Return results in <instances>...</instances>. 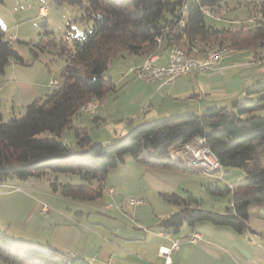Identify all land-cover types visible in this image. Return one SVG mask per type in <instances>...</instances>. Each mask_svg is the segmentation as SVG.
I'll use <instances>...</instances> for the list:
<instances>
[{"label": "trees", "instance_id": "trees-1", "mask_svg": "<svg viewBox=\"0 0 264 264\" xmlns=\"http://www.w3.org/2000/svg\"><path fill=\"white\" fill-rule=\"evenodd\" d=\"M40 8L64 3L78 5L80 18L92 25L70 37L57 39L45 27L38 42L31 43L34 58L49 48L66 57L64 81L44 97L26 106L22 115L5 119L0 111V184L11 177H49L54 192L67 198L92 201L104 193L112 169L128 158L147 167L201 171L171 159V153L192 144L207 146L225 168H243L245 175L225 187L209 185L216 195L230 196L224 213L201 207L191 193L161 192L162 198L179 206L178 212L161 219L160 226L179 233L186 223L226 225L238 232L249 227L250 205L264 202V84L233 103V109L213 106L202 114H185L140 124L110 142L91 144L86 126H73L74 118L92 101H101L114 88L107 73L119 54L157 53L162 45L180 47L189 55L212 49H253L255 60H264L257 49L264 47V0L248 5L254 23L240 28L216 27L205 21L208 8L214 15L222 0H39ZM249 2V1H245ZM187 4L184 10L183 6ZM44 36V37H43ZM161 38V42H158ZM211 50V49H210ZM24 63L12 38L0 23V75L11 62ZM74 128L76 145L61 139ZM199 136L204 143H198ZM69 175H71L69 177ZM74 175L82 182L75 183ZM97 182V183H96ZM0 263L3 264H92L81 255L61 251L32 240L17 239L0 228Z\"/></svg>", "mask_w": 264, "mask_h": 264}, {"label": "crops", "instance_id": "crops-1", "mask_svg": "<svg viewBox=\"0 0 264 264\" xmlns=\"http://www.w3.org/2000/svg\"><path fill=\"white\" fill-rule=\"evenodd\" d=\"M47 12V8H40V14ZM171 48L161 46L157 64L169 61ZM209 50L196 56L203 59ZM148 56L124 53L114 57L108 67L114 82L113 90L101 101H93L94 107L86 110H97L95 120L104 124L107 134L104 139H111L106 142L127 134L140 124L161 118L200 115L213 106L233 109L237 100L257 99L260 94H249L248 90L256 84H264V60L256 61L246 49L228 51L209 70L195 69L191 74L173 80L160 78L149 82L131 71L143 64ZM0 85V95L11 88L2 82ZM226 170L227 174L220 177L219 173L218 177L228 184L245 174L242 169ZM214 173L206 174L212 177ZM188 180L185 171L147 167L128 158L109 173L105 187L115 204H101L103 208L105 206L104 213L100 212L94 220L82 214L78 218L73 215L69 218L71 223H67L57 220L56 215L60 216V213L55 211L51 215L46 204L40 207L36 202V221L31 228V221L21 223V238L81 255L92 264H166L168 257L172 264H264V202L250 205L249 227L242 232L210 222L195 226L185 223L187 226L183 225L179 233L160 226L161 219L180 210L160 193L181 194L180 190ZM12 194L0 189L2 197ZM129 195L142 197V202L130 203L126 199ZM227 205L229 200L211 210L224 213ZM47 215L50 219L56 218L54 224L43 219ZM44 222L48 224L42 226L40 236L37 224ZM193 232L200 233V238L194 242L187 239ZM175 240H180L179 247L164 255Z\"/></svg>", "mask_w": 264, "mask_h": 264}, {"label": "rangeland", "instance_id": "rangeland-1", "mask_svg": "<svg viewBox=\"0 0 264 264\" xmlns=\"http://www.w3.org/2000/svg\"><path fill=\"white\" fill-rule=\"evenodd\" d=\"M193 1L195 0H189V3ZM250 3V0L249 2L244 0H222L223 8L216 16L206 14L205 21L208 25L216 27L231 26L233 28H240L242 23L245 25L254 23V18L250 19L251 15L254 14L248 6L251 5ZM40 6L39 0H0V23L6 29L7 37L12 38L14 48L25 60L24 63L11 62L6 67L5 72L0 75V83L11 86V88L5 90L3 95H0V111L5 119H9L13 115H22L28 104L39 96L44 97L58 83L61 84L64 81L62 69L66 64L65 56H59L57 50L49 48L47 51L37 50L39 57L34 58L31 51V43L40 40L44 28L46 27L47 30L53 31L52 36L59 39L61 37H70L68 33H80L92 25L91 21L80 18L82 11L78 5L64 3L56 6L52 4L47 6L48 12L45 14H40ZM45 23L47 26L44 27ZM216 46H208V48L212 49ZM246 51L249 52V55H254L255 57L253 49H246ZM257 51L264 55V47L258 48ZM107 73L110 74L108 69ZM54 79L58 81L57 84L51 83ZM96 112L97 110H83L81 114L74 118L73 122L75 127L86 126L88 128L91 144L103 140H105L103 142L111 140L104 139L107 134L103 128L104 124L96 122ZM61 139L66 143L76 145L74 128H67L62 133ZM229 169H242L244 171L243 168L232 167ZM185 172L189 175V180L186 185L182 186L181 195L191 192L200 201L201 207L206 209L221 205L225 203V200L228 203L230 196L225 194L216 195L208 189L209 185L222 188L226 186L225 180L218 177L220 171H215L212 177L202 171L192 170ZM73 177L75 183L82 182L79 176L74 175ZM226 178L231 177L227 176ZM0 189L14 193L5 197L0 196V228L20 239L23 234L22 229L20 231L21 223L31 221L29 223V228H31L36 221L38 216V212L34 211L36 202L39 203L40 207L46 204L50 209L49 214L51 215L56 213L55 211L60 213V216L56 215L57 220L67 223H71L69 218L73 215L78 218L81 214L94 220L100 212L105 210V206L103 208L101 204H115L109 197L107 187H105L106 192H104V195L95 200H75L63 196L60 191L54 192L51 188L49 177H30L25 180L11 177L0 185ZM123 196H126V194H123ZM131 198L139 199L140 203L142 202V197L137 195H129L126 199L127 201L129 199L130 202ZM48 217L47 215L43 219L47 220L48 223L54 224L56 218L50 219ZM47 222L39 226L37 224L41 233L39 234L40 236L43 234L41 228L43 225L48 224ZM184 226L187 225L184 224Z\"/></svg>", "mask_w": 264, "mask_h": 264}, {"label": "built area", "instance_id": "built-area-1", "mask_svg": "<svg viewBox=\"0 0 264 264\" xmlns=\"http://www.w3.org/2000/svg\"><path fill=\"white\" fill-rule=\"evenodd\" d=\"M186 8L187 4L183 6L184 10ZM203 11L208 15H214L208 8H203ZM158 42H161V38H158ZM227 52L228 50L226 48L211 49L207 52L205 58L200 59L197 56L189 55L180 47L173 46L171 48L169 61L166 64H157V53H151L143 64L134 67L131 71H134L138 78L148 82L160 78L173 80L180 75L191 74L195 69H211L213 64H216ZM51 83L57 84L58 81L53 80ZM93 107V102H90L85 106L84 110H88ZM195 139L198 143H204V140L199 136H195ZM170 156L171 159L176 162L194 167L206 173L220 171V177H223L228 173L227 170L220 164L217 157L210 150V148L204 145L202 147H196L192 144H185L183 147L171 153ZM130 203L137 204L140 203V200L131 198ZM199 238L200 233L198 232H193L187 237V239L192 242L197 241ZM179 241L180 240H175L173 242V246L168 248L166 250L167 252H164L163 254L169 255L174 249L178 248ZM166 264H172V260L169 257L167 258Z\"/></svg>", "mask_w": 264, "mask_h": 264}]
</instances>
